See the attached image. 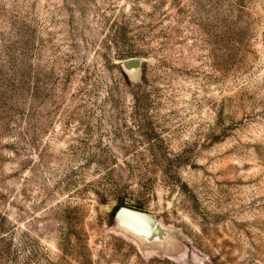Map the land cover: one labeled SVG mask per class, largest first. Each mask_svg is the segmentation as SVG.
<instances>
[{"label": "rangeland", "instance_id": "1", "mask_svg": "<svg viewBox=\"0 0 264 264\" xmlns=\"http://www.w3.org/2000/svg\"><path fill=\"white\" fill-rule=\"evenodd\" d=\"M0 264H264V0H0Z\"/></svg>", "mask_w": 264, "mask_h": 264}, {"label": "water", "instance_id": "2", "mask_svg": "<svg viewBox=\"0 0 264 264\" xmlns=\"http://www.w3.org/2000/svg\"><path fill=\"white\" fill-rule=\"evenodd\" d=\"M142 62L130 58L122 62L125 73L130 76L141 70ZM118 226L148 242L165 239L169 230L149 212L121 206L114 215Z\"/></svg>", "mask_w": 264, "mask_h": 264}, {"label": "trees", "instance_id": "3", "mask_svg": "<svg viewBox=\"0 0 264 264\" xmlns=\"http://www.w3.org/2000/svg\"><path fill=\"white\" fill-rule=\"evenodd\" d=\"M118 209V206L117 207H115L114 208V210L112 211V213H111V215L114 217V215H115V212H116V210Z\"/></svg>", "mask_w": 264, "mask_h": 264}]
</instances>
